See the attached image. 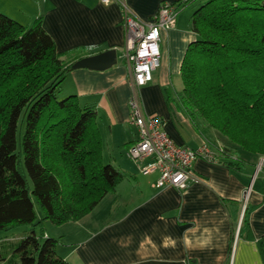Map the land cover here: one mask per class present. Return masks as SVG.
<instances>
[{"label":"crops","instance_id":"1","mask_svg":"<svg viewBox=\"0 0 264 264\" xmlns=\"http://www.w3.org/2000/svg\"><path fill=\"white\" fill-rule=\"evenodd\" d=\"M180 1L0 0V13L25 26L42 19L59 53L90 48L85 58L117 51L116 65L73 69L62 85L66 96L77 95L83 106L97 110L104 161L125 175L88 216L46 230L47 237L60 240L58 254L69 264H264V171L257 174L254 158L240 170L228 167L214 147L213 129L199 120L197 129L178 100L184 89L182 62L198 38L192 30L193 13H180ZM163 4L182 6L177 23L162 31V60L153 81L135 88L126 58L124 9L150 22ZM134 92L144 113L161 118L177 144L192 149L209 144L217 150L214 160L195 161L196 180L185 190L158 188L159 173L145 174L127 157L139 137L130 122ZM247 207L249 225L240 235Z\"/></svg>","mask_w":264,"mask_h":264},{"label":"trees","instance_id":"2","mask_svg":"<svg viewBox=\"0 0 264 264\" xmlns=\"http://www.w3.org/2000/svg\"><path fill=\"white\" fill-rule=\"evenodd\" d=\"M191 25L198 38L182 62L180 105L197 129L200 119L264 156V0H208ZM89 50L59 53L42 19L25 26L0 13V232L32 230L0 241V264H69L45 223L83 219L125 179L103 159L97 110L77 95L59 99L68 73ZM221 155L232 169L245 163L231 150ZM249 215L247 207L240 235Z\"/></svg>","mask_w":264,"mask_h":264},{"label":"built area","instance_id":"3","mask_svg":"<svg viewBox=\"0 0 264 264\" xmlns=\"http://www.w3.org/2000/svg\"><path fill=\"white\" fill-rule=\"evenodd\" d=\"M111 4L118 0H100ZM180 7L163 4L154 19L144 22L131 14L125 6L123 24L126 29V58L132 67L134 87L141 88L153 81V72L162 60V31L176 26ZM130 122L137 128L139 137L128 148L127 157L140 165L145 174L159 173L158 188L172 186L185 190L196 180L192 167L199 158L214 160L217 156L209 144L198 149L177 144L165 130L158 116H147L136 92L130 100ZM222 153V152H221ZM250 190L246 193L248 199Z\"/></svg>","mask_w":264,"mask_h":264},{"label":"rangeland","instance_id":"4","mask_svg":"<svg viewBox=\"0 0 264 264\" xmlns=\"http://www.w3.org/2000/svg\"><path fill=\"white\" fill-rule=\"evenodd\" d=\"M206 1H208V0H196L195 2H192L190 5L186 6L185 9H184V7H182L181 10H180V13H182V14L183 13H187V12H190V14L194 13L204 3H206ZM179 81H181V79ZM177 83L178 82H176V85L179 86ZM66 97L67 96L64 93H61L59 95V99L60 100L66 98ZM179 98H180V96H179ZM179 98H178V100H179ZM202 123H204V121ZM205 124L206 123H204V125ZM213 132L215 134V139H217L215 141V143H214L215 144L214 147L218 148L217 149L218 151H217V150H215L213 148V145L212 146L210 145L213 151L215 150V152L217 151V153L221 155L222 154L221 152H223V149H228V150H231L234 153L236 152V155L239 156L244 161L251 160V158H254L257 161V164H256V170H257L256 172H257V174L261 173V171H264V156H254V154H251V153H249L247 151H244L242 148L237 147L227 137L221 135L218 131L213 129ZM213 138H214V136H213ZM103 159H104V155H103ZM36 212H37V215H38L39 219H41V217L44 216V214L42 212V209L40 208L38 203H36ZM45 224H46L45 228H46V230L48 229V231H51L50 226H55V225H53L50 222H47ZM40 232H41V230L36 231V233L38 235L40 234ZM30 233H32V230H31L30 227H15V228H12L9 231L0 232V241H2V240L16 241V240H18V239H20V238H22L25 235L30 234Z\"/></svg>","mask_w":264,"mask_h":264},{"label":"water","instance_id":"5","mask_svg":"<svg viewBox=\"0 0 264 264\" xmlns=\"http://www.w3.org/2000/svg\"><path fill=\"white\" fill-rule=\"evenodd\" d=\"M117 51L108 50L100 54L88 56L78 60L74 69L88 68L92 70H105L117 64Z\"/></svg>","mask_w":264,"mask_h":264}]
</instances>
